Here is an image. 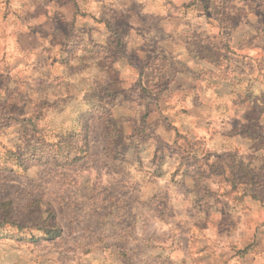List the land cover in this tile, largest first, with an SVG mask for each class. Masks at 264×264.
I'll return each instance as SVG.
<instances>
[{"label":"rangeland","instance_id":"rangeland-1","mask_svg":"<svg viewBox=\"0 0 264 264\" xmlns=\"http://www.w3.org/2000/svg\"><path fill=\"white\" fill-rule=\"evenodd\" d=\"M0 264H264V0H0Z\"/></svg>","mask_w":264,"mask_h":264},{"label":"trees","instance_id":"trees-1","mask_svg":"<svg viewBox=\"0 0 264 264\" xmlns=\"http://www.w3.org/2000/svg\"><path fill=\"white\" fill-rule=\"evenodd\" d=\"M54 237V236H53Z\"/></svg>","mask_w":264,"mask_h":264}]
</instances>
